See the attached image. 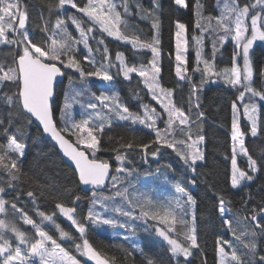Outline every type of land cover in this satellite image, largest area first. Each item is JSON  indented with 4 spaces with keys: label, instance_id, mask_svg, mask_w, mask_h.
I'll list each match as a JSON object with an SVG mask.
<instances>
[{
    "label": "snow or ice",
    "instance_id": "1",
    "mask_svg": "<svg viewBox=\"0 0 264 264\" xmlns=\"http://www.w3.org/2000/svg\"><path fill=\"white\" fill-rule=\"evenodd\" d=\"M174 2L178 6H188L186 0H174ZM65 5H70L82 14L79 18L76 15L67 17V20L75 26L78 37L73 36L69 31L66 20L58 17L49 34L50 42L45 41L38 45L32 42L26 30V21L28 20L26 7L22 8L19 0H0V42L9 45H22V51L16 57L15 68L4 71V66L0 64V73H2L0 74V84L12 82L17 86L14 97H7L8 103L19 107L26 115L39 121L43 126V132L50 134L52 139L59 144L63 153L74 162L79 181L83 185L92 187L91 203L83 220L76 218V208L66 207L63 203L56 204V208L74 227L78 237L65 231L56 223L55 213L46 214L43 211H37V215L41 218V223L37 224L26 213H23L22 209L17 208L15 203H12L13 212L20 214L23 224L30 225L35 232L34 236H31L25 231H21L15 224L10 225L0 219V241H2L0 242V264H36L37 259L39 264H79V261L57 242V238L41 228V224L45 221L51 222L55 226L59 234L58 239L71 240L75 250L94 261L95 264H113V262L103 258L86 238L88 225L95 228L103 226L113 229L121 228L130 235H135L140 228L145 232L154 231L157 236L167 242L173 256L187 258L191 255L192 248L199 247L195 212H192L191 220L186 218L187 210L194 209L196 204L193 196L180 185L175 188L177 195L167 199H156L147 191L135 189L130 191L129 188L117 187L120 184V173H125L128 176L133 174L132 169L123 167L126 155L121 154V150L126 153L134 148L131 141L127 144L118 141V147L113 149L117 153L116 160L120 162V166L116 168V175H111L112 193L110 195L103 194L102 189L110 177V164L96 157V153L100 150L98 137L103 134L106 127H111L114 120L129 121L133 125L137 123L144 125L154 132L153 144L173 149L194 172L196 162L203 161L205 158L199 146L205 139L200 134L202 132L200 121L205 114L198 111L200 104L196 93L209 81L223 80L225 84L238 92L236 100L231 103L233 113L231 186L238 188L242 186L243 181H252L254 177L241 170L237 164V155L241 154L247 157L248 168L252 173L259 170L257 161L249 155L245 146V133L240 125L238 102L242 105L243 116L250 122V134L255 137L262 123L255 98L259 97L264 101V91L253 87L254 68L250 50L255 41H264V14L255 11L258 6L264 8V0H257V4L252 5L251 8L247 5L241 7L238 0H224L220 15L214 18L207 17L205 23L201 22L204 19L200 11L202 5L197 0L195 26L201 30L202 34L208 31L216 33L218 41L212 42L211 59L203 58L201 50L196 52V66L192 71L201 73V81L199 85L191 84L188 112L176 106L172 99L173 90L163 88L158 80L161 71L159 66L160 21L157 14L160 7L159 0H152V8L147 10L141 6L139 0L136 2L137 15L152 21L151 27L154 30V35L150 40H142V31L130 24L126 18L132 15L128 0H120L119 3L116 0H86L82 7L78 6L75 0H58L56 8L63 9ZM253 11L255 14H252ZM249 18L250 24L248 23ZM175 26L177 29L175 33L177 49L175 71L180 79L191 82V76L187 75V61L180 51L182 41L183 46L185 48L187 46V41L184 39L186 25L177 20ZM44 31L48 32L47 22H45ZM96 31L101 33L100 38L94 35ZM9 33L14 34V38L9 39ZM103 34L129 43L134 50L149 49L152 59L147 66L143 64L130 66L126 62L124 54L117 52L115 61H113L104 42ZM229 36L235 41L236 49L233 53L231 67L217 71L215 66L217 42L223 44ZM194 39L198 45L202 44V39L195 37ZM90 40L96 41L95 49L91 46ZM81 44L87 52L83 56L84 62L94 69L87 73L76 56L79 52L78 45ZM101 47L102 59L98 61L94 52H101ZM238 58H242V66L238 63ZM201 63L203 67L200 66ZM113 67H118L126 79H130V75L133 73L142 77L143 83L152 93L153 100L159 104L162 111L157 112L155 107L147 104L142 105V115L130 111L121 101L119 92L110 88L113 81L111 74ZM62 68L77 71L82 81L95 77L101 82L102 87L109 88L110 91L97 95L83 84L81 88L75 89L72 87V78L70 77L69 92L72 95H69L68 92L65 93L64 104L60 109V119L63 123L58 128L54 119L52 100L54 99L55 81L57 77L64 74ZM261 75L264 76V72ZM85 93L89 97V102L86 105L81 104L84 111L81 113V119L75 120L71 112L72 105L78 102ZM193 97H196L195 102ZM246 97L248 102H245ZM193 108L197 110L194 114H192ZM193 115H195V119H193ZM158 120L163 121L165 125L163 129L157 126ZM3 123L4 121L0 119V126ZM3 130L5 133L8 131L7 128ZM177 133L185 138L176 139ZM68 135L75 137V143L66 138ZM135 147L147 154L150 145L137 144ZM24 150L25 145L18 142L15 135L8 137L6 147L0 145V167H3L8 173L9 185L12 180L17 179L16 174L20 171L17 159H13L9 153H17L19 157H23ZM159 150L157 147L155 151L151 152V155L157 156ZM191 182L195 183L194 180ZM4 192L5 188L0 186V193ZM27 195L35 200L32 191H29ZM79 199V196L74 197L73 203ZM117 199H119V203H116ZM7 204V201L0 198V213L6 211ZM225 205V200L220 197L218 211L222 223L227 226L236 241L246 251L238 255L237 249L230 241L218 240L219 264H253L257 251V230H259V234H264V223H261V219L264 218V206L259 211L255 208L252 209L250 217L252 223L249 224L248 217L239 218L233 215L232 219L227 218L226 214H230L232 209ZM97 206L103 211H97ZM149 220L156 222L155 225L150 226ZM137 221H141L142 225H138ZM7 228H10L11 232L15 234L19 245H30L26 254L19 245L13 249L10 241L4 239L3 229ZM124 239H129V236H125ZM225 245L232 249L230 256L225 252ZM133 248L136 246L133 245ZM259 261L260 264H264V256H260ZM147 264H155V261L149 259Z\"/></svg>",
    "mask_w": 264,
    "mask_h": 264
},
{
    "label": "trees",
    "instance_id": "2",
    "mask_svg": "<svg viewBox=\"0 0 264 264\" xmlns=\"http://www.w3.org/2000/svg\"><path fill=\"white\" fill-rule=\"evenodd\" d=\"M86 0H75L78 6H83ZM117 3L120 0H116ZM137 0H128L131 16L126 17L130 24L135 25L142 31L141 39H151L154 30L151 27L152 21L147 18H140L137 15ZM250 0H238L239 5L247 4ZM22 8L27 9L28 20L26 21V30L29 38L33 43L43 44L49 41V34L55 24L56 19L63 18L66 20L69 31L73 36L78 37L75 26L71 24L67 17L76 15L78 18L82 14L78 13L70 5H65L63 9H57L58 0H19ZM144 9L152 8V0H139ZM187 7L178 6L174 0H159L158 17L160 21L159 39H160V57L159 66L161 71L158 76L160 85L165 89L173 90V97L177 107L183 108L188 112V101L191 95V84H200L201 73L193 72L196 66V52L202 51L203 58L211 59L212 42L218 41V35L208 31L201 33L197 28L196 21V3L197 0H186ZM202 5L201 16L204 18L201 22L205 23L207 17H216L220 15L223 8L224 0H199ZM51 6V7H50ZM121 12L122 9H118ZM264 14V8H260ZM73 13V14H72ZM179 20L186 25L187 48L186 61L188 73L191 76V82L182 80L176 74V57L175 51V23ZM45 22H47L48 32L44 31ZM213 24L215 21H212ZM222 34V33H221ZM97 38H100L99 31L94 32ZM195 38L202 39V44L198 45ZM14 38V34L9 33V39ZM104 42L107 45L111 58L115 61L117 52L124 54L125 60L129 65L149 64L152 59V53L149 49L134 50L129 43L119 41L113 37L103 34ZM93 49L96 48V41L90 40ZM217 52L215 56L216 70L220 71L232 64L235 44L231 36L223 43L217 42ZM79 52L76 54L80 60L81 66L87 73L94 69L83 60L87 54L84 46L78 45ZM22 51V45H9L0 42V64L4 66V71L16 67L17 54ZM95 58L99 61L102 59L101 52H94ZM250 58L254 68L253 87L259 91H264V42L255 43L250 50ZM203 67L202 63L200 65ZM64 78L57 83L55 88V99L52 102L54 119L57 127L62 126L60 119V109L64 104L65 93L69 92V78H72V87L81 88L82 84L88 90L93 88H102L101 82L95 77L86 78L82 81L79 73L73 69L62 68ZM2 74V73H0ZM113 81L110 88L117 90L121 101L132 112H141L142 105L155 107L157 112L162 111L159 104L153 100L151 92L143 83V78L138 74H131L130 79L124 78L118 67L111 69ZM215 80V78H213ZM110 89L108 88V92ZM17 92V86L12 82L0 84V119L4 121L0 126V145L6 147L8 137L15 135L18 142L25 145L24 156L19 157L17 153H9L13 159H17L20 171L16 174L17 179L11 181L9 185L8 173L0 167V186L5 188L4 193H0V198L8 202L6 211L0 213V219L8 224H15L21 231L34 236V229L30 225H24L21 216L14 213L11 204L15 203L17 208L22 209L28 217L33 219L37 224L41 223V218L37 211H43L46 214L55 213V221L65 231L73 236L78 237V233L69 221L56 208L57 203H63L66 207L76 208V218L83 220L87 214L91 200V190H83L82 185L77 177L76 171L68 164L65 159L59 155L57 148L51 144L49 139L43 136L42 130L38 127L32 117L26 115L19 107L10 105L7 97H14ZM237 90L225 84L223 80L209 81L205 83L197 93L200 108L205 115L200 121L202 134L205 139L201 145L204 153V160L197 161L195 171L186 165L177 153L170 148L153 144L155 139L154 132L144 125L131 124L129 121L114 120L111 127H106L103 134L98 138L100 140V150L96 153L97 159L107 161L112 167L108 183L103 187L102 192L110 195L113 191L111 188V175H116V168L120 162L116 160L117 153L113 149L120 143L127 144L133 142L134 148L121 154L126 155L123 167L133 170L131 176L120 173V184L117 187L129 188L130 191L139 190L147 191L156 199H167L175 197V183L184 187L196 201L193 211L196 216V229L198 237V248H192L191 255L187 258L174 257L166 241L156 235L154 231L145 232L140 228L135 235H130L124 229L111 228L103 226L95 228L88 225L86 238L101 256L113 264H147L149 259L155 261V264H218L217 246L218 240L230 241L237 249V254L241 255L245 249L236 241L235 237L229 231L227 226L222 223L219 208V198L223 197L226 207L231 208L232 212L226 214L227 218L232 219L233 215L239 218L248 217V223L251 224L252 209L257 211L264 206V103L259 104V116L261 127L258 134L253 137L249 133V123L242 116L240 124L245 135V146L248 153L257 161L258 171L254 173L252 181H243L242 186L232 188L230 184V162L231 155V103L237 98ZM195 102L196 97H193ZM89 97L87 93L76 103H73L71 112L75 120L81 119V113L84 111L81 104H87ZM195 108L192 114L196 113ZM195 119V115H193ZM157 126L161 129L165 127L163 121L158 120ZM7 128V133L4 132ZM74 143L75 137L68 135ZM185 137L177 133L176 139ZM137 144H149L147 154L141 149L136 148ZM159 147V153L153 157L151 152ZM91 157V156H90ZM241 167H245L246 162L238 160ZM159 170V171H158ZM195 181L192 183L191 181ZM152 185V186H151ZM148 186H151L149 188ZM32 191L35 196L29 197L27 193ZM80 199L73 203L74 197ZM250 197V198H249ZM117 199L116 203H119ZM191 210L188 209V220H191ZM97 211H103L97 206ZM111 214V213H109ZM123 219V218H121ZM142 225L141 221L136 222ZM156 222L149 220L148 224L154 226ZM264 223V218L261 219ZM41 228L49 235L57 238V242L68 250L82 264H94L91 259L77 252L73 247L71 240L58 239V231L51 222L45 221ZM179 230V228H178ZM6 236L14 243V233L10 228L5 229ZM256 237L257 251L253 259V264H260L259 257L264 256V234ZM129 236L125 240L124 237ZM34 242V240H33ZM183 242V241H182ZM133 245L136 248H133ZM24 248L29 245H21ZM225 250L231 254L232 249L227 245ZM139 249V250H137Z\"/></svg>",
    "mask_w": 264,
    "mask_h": 264
},
{
    "label": "rangeland",
    "instance_id": "3",
    "mask_svg": "<svg viewBox=\"0 0 264 264\" xmlns=\"http://www.w3.org/2000/svg\"><path fill=\"white\" fill-rule=\"evenodd\" d=\"M254 4H257V0H250V2L249 3H247V4H242L241 5V7H243V6H245V5H247V6H249L250 8H251V6L252 5H254ZM82 7V6H81ZM260 8L261 7H257L256 9H255V11H260ZM255 11H253L252 12V14H255ZM261 12V11H260ZM73 14V13H72ZM69 15H71V13L69 14ZM79 17H81V16H79ZM248 23L250 24V18H249V20H248ZM176 31H177V29L175 30V32H174V36H175V51H174V56L176 57V54H177V49H176V35H175V33H176ZM184 39H187V35H186V31H185V34H184ZM232 42H233V44H235V41H233L232 40ZM264 41H259V40H257V41H255L254 42V44L255 43H263ZM186 48H187V46H186ZM186 48L183 46V41H182V47H181V49H180V51L184 54V56H185V59H186ZM236 50V49H235ZM177 62V61H176ZM238 63L242 66V64H243V61H242V58H238ZM135 65H137V66H139V65H141V64H135ZM148 64H146V66H147ZM131 66V65H130ZM176 66H177V63H176ZM182 66H183V64H182ZM230 67H231V65H230ZM147 87V86H146ZM158 91V90H157ZM91 92H95L97 95H99L101 92H108V88H104V89H102V88H96V89H92L91 90ZM237 95H238V93H237ZM151 96H152V93H151ZM245 102H248V100H247V97H246V99H245ZM255 102L257 103V105L259 106V104L260 103H264V101H262V100H260L259 99V97H257V98H255ZM238 106H240V113L238 114L239 115V120H241L240 119V117L242 116L244 119H246L247 120V118L246 117H244L243 116V109H242V105H240V102H238ZM259 108V107H258ZM141 112H143V109L141 110ZM133 113H139V114H141L140 112H133ZM142 115V114H141ZM232 117H233V113H232ZM232 117H231V119H232ZM248 122V121H247ZM231 123H232V121H231ZM249 123V133H250V122H248ZM241 125V124H240ZM241 129H242V127H241ZM230 130H231V127H230ZM242 131L245 133V135H246V131H244L243 129H242ZM232 141V140H231ZM202 143L203 142H201V144L199 145L200 146V148H201V150H202V147H201V145H202ZM239 151V150H238ZM250 155V154H249ZM231 156H232V144H231V155H230V157H229V162H230V173H231V168H232V166H231ZM238 160H243L244 162H246V164H245V167H241L240 165H239V162H238ZM237 164H238V167L241 169V170H243V171H246V172H248V174L249 175H252V176H254V173H252L251 172V170L248 168V161H247V157H245V156H243V155H241V154H238L237 155ZM230 178H231V175H230ZM230 184H231V179H230ZM178 185V183H175V186H177ZM152 186V185H151ZM151 186H148L149 188H151ZM177 195V193L175 192V196ZM192 212H193V209L191 210V214H192ZM22 220V219H21ZM23 222V221H22ZM3 232H4V239H7V240H9L10 241V243L12 244V248L14 249L16 246H18L19 245V241L18 240H16V238L14 239V243H12L11 242V239H9L8 238V236H6V231H5V229H3ZM34 232H35V230H34ZM14 236H15V234H14ZM161 238V237H160ZM162 240H163V238H162ZM0 242H2V241H0ZM182 242V241H181ZM167 243V242H166ZM20 247H21V249H22V251L26 254L27 253V250H28V248L29 247H27V248H24L23 246H21V245H19ZM30 246V245H29ZM168 247H169V250H170V246L168 245ZM217 248H219V245L217 246ZM191 252H192V250H191ZM225 252L230 256L231 254L230 253H228L226 250H225ZM175 258H176V256H174ZM179 257H183V256H179ZM184 258V257H183ZM217 259H218V264H219V260H220V255H219V251H218V249H217ZM36 264H39V261H38V259H37V261H36ZM79 264H82L80 261H79Z\"/></svg>",
    "mask_w": 264,
    "mask_h": 264
},
{
    "label": "water",
    "instance_id": "4",
    "mask_svg": "<svg viewBox=\"0 0 264 264\" xmlns=\"http://www.w3.org/2000/svg\"><path fill=\"white\" fill-rule=\"evenodd\" d=\"M63 71V70H62ZM64 78V74L62 75V76H59V77H57V80L55 81V84H54V99H55V88H56V86H57V83H59V82H61V80ZM53 99V100H54ZM53 100H52V102H53ZM29 117H31L30 115H29ZM32 120L34 121V123L38 126V127H40V129L42 130V133H43V136L45 137V138H47V139H49V141L51 142V144L52 145H54V147L55 148H57V150H58V153H59V155L62 157V159H65V161L68 163V164H70L71 166H72V168L75 170V165H74V162H72L71 160H70V158L69 157H67L64 153H63V151L60 149V147H59V144L55 141V140H53L52 139V137L50 136V134H47V133H44L43 132V126L39 123V121H37L34 117H32ZM59 128V127H58ZM66 138H68V139H70L69 137H67L66 136ZM71 140V139H70ZM72 141V140H71ZM73 142V141H72ZM74 143V142H73ZM91 158V157H90ZM109 163V162H108ZM110 164V163H109ZM111 171H112V167H111V165H110V174H111ZM77 173V172H76ZM77 177H78V174H77ZM109 180V179H108ZM108 180L106 181V184L108 183ZM81 183V182H80ZM105 184V185H106ZM81 185H82V188H83V190H91L92 189V187L90 186V185H83L82 183H81ZM94 264H95V262L94 261H92Z\"/></svg>",
    "mask_w": 264,
    "mask_h": 264
}]
</instances>
